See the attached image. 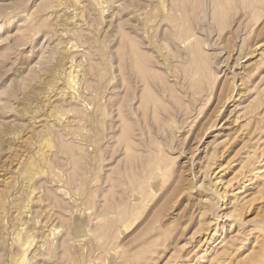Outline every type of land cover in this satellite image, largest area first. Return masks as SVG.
<instances>
[{"label":"rangeland","instance_id":"obj_1","mask_svg":"<svg viewBox=\"0 0 264 264\" xmlns=\"http://www.w3.org/2000/svg\"><path fill=\"white\" fill-rule=\"evenodd\" d=\"M0 264H264V0H0Z\"/></svg>","mask_w":264,"mask_h":264},{"label":"bare ground","instance_id":"obj_2","mask_svg":"<svg viewBox=\"0 0 264 264\" xmlns=\"http://www.w3.org/2000/svg\"><path fill=\"white\" fill-rule=\"evenodd\" d=\"M4 187H5V186H4ZM28 188H29V187H28ZM28 192H29V191H28ZM27 195H28V194H27ZM25 200H26V199H25ZM27 203H28V202H27ZM25 206H26V205H25ZM22 207L24 208V206H22ZM26 207H27V206H26ZM23 210H24V209H23ZM20 221H21V220H20ZM21 222H22V221H21ZM19 231H20V230H19ZM21 231H22V230H21ZM21 231H20V232H21ZM23 231H24V229H23ZM27 233H28V232H27ZM27 233H26V234H27ZM16 234H17V233H16ZM15 236H16V235H15ZM17 237H18V235H17ZM17 237H16V239H18ZM20 237H21V236H20ZM27 237H28V234H27ZM29 238H30V237H29ZM13 240H14V239H13ZM22 241H23V240H22ZM24 241L26 242V241H29V240H27V239L25 238ZM24 241H23V242H24ZM18 242H19V241H18ZM18 242H17V244H18ZM43 243H44V242H43ZM27 245H28V244H27ZM41 245H42V244H41ZM20 246H21V245H20ZM25 247H26V246H25ZM25 247H23L24 250H25ZM26 248H27V247H26ZM18 251H19V250H18ZM26 251H27V250H26ZM258 253H259V252H258ZM15 254H16V253H15ZM23 254H24V253H23ZM25 255H26V254H25ZM259 256H260V255H259ZM13 257H14V256H13ZM15 257H16V256H15ZM23 257H24V256H23ZM252 260H253V259H252ZM21 262H22V261H21Z\"/></svg>","mask_w":264,"mask_h":264}]
</instances>
